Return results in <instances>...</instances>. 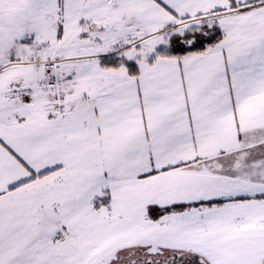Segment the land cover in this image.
<instances>
[{
  "label": "snow or ice",
  "instance_id": "6c2138e0",
  "mask_svg": "<svg viewBox=\"0 0 264 264\" xmlns=\"http://www.w3.org/2000/svg\"><path fill=\"white\" fill-rule=\"evenodd\" d=\"M0 264H264V0H0Z\"/></svg>",
  "mask_w": 264,
  "mask_h": 264
}]
</instances>
